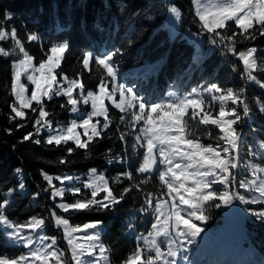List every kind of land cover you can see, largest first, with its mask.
I'll use <instances>...</instances> for the list:
<instances>
[{
    "label": "snow or ice",
    "instance_id": "6c2138e0",
    "mask_svg": "<svg viewBox=\"0 0 264 264\" xmlns=\"http://www.w3.org/2000/svg\"><path fill=\"white\" fill-rule=\"evenodd\" d=\"M191 5L193 23L197 24L199 31L189 35L207 34L208 42L221 48L222 55L226 51L242 64L240 74L246 81L264 89V81L255 74L264 72V63L258 60L259 49L254 44H246L264 38V0H191ZM167 12L175 32L176 25L182 20V11L174 3H169ZM12 19L11 13L5 11L3 20ZM96 27L99 29L100 25ZM26 39L34 42L39 36L29 32ZM8 40L12 41V47L0 46V57H16L11 61L10 95L14 99L9 105L13 113L9 119L25 120L26 109L37 114L32 123L34 132L24 135L23 141L47 130L50 133L45 141L47 144L60 146L71 142L75 145V148H67L69 155L75 149L88 150L112 124L107 105L121 113L119 120L125 131H120L119 139L125 144L127 137L133 140L130 145L132 155L141 158L136 172L144 177L139 182L123 188L116 195L109 179L96 168H90L83 181L79 176H52L42 171L48 185L44 191L50 190L51 199L59 197L63 200L69 192L74 197L81 196L72 203L56 205L65 213L70 210L114 209L133 190L140 193L143 203L136 211L141 215L151 214L153 221L146 234H136L139 243L119 264H178V256L188 261L185 254L188 250L184 245L194 244L205 231L200 225L211 218L210 208L264 203V142L258 147L249 145L247 153L243 154L245 133L240 125L251 113L243 86L223 88L209 83L192 87L187 92L171 90L164 99L151 102L133 87L118 81L117 56L123 52L118 48L101 54L88 50L82 52L81 64L85 70L91 71L93 60L102 70L95 90H86L80 73L73 78L62 70L58 71L70 48L69 43L51 44L44 58L35 62L36 58L26 49L17 29L0 26V42ZM193 62L198 64L200 57H194ZM231 70L237 71V66L233 64ZM22 77L27 83L22 82ZM54 97L66 98V103L60 107L69 108L74 114L75 118L66 127L54 128L49 118L51 114L46 109V101ZM80 105H90V111L82 112ZM238 108H242L243 115ZM256 108L264 115V99L257 97ZM16 127L19 129L24 125L18 123ZM213 129H218V133ZM6 131L11 133V129ZM34 142L39 144L40 140ZM245 155L249 159L246 160ZM257 156L261 157L260 163L253 162ZM129 159L125 151L123 156L113 157L108 163L114 160L126 163ZM59 163L67 161L61 158ZM16 172L20 173L21 169L17 168ZM153 175L159 181L157 190H146L143 186ZM122 178L135 179L133 173L126 170L118 173L113 182L120 183ZM54 180L61 186L57 187ZM72 181H80L82 188L65 186ZM18 187L25 188L23 180L18 182ZM84 189L90 191V196L83 194ZM14 191L8 187L0 194V226H3V234L8 240L28 251L11 257L0 254V264H111L110 249L101 239L102 221L72 225L67 218L51 211L54 226L63 232L69 260L65 251L57 246L55 236L33 235L43 232L44 218L31 216L23 223L9 218L7 209L14 201L8 197ZM245 211L264 224V210L247 208ZM127 228L135 234L131 220Z\"/></svg>",
    "mask_w": 264,
    "mask_h": 264
},
{
    "label": "trees",
    "instance_id": "16d2710c",
    "mask_svg": "<svg viewBox=\"0 0 264 264\" xmlns=\"http://www.w3.org/2000/svg\"><path fill=\"white\" fill-rule=\"evenodd\" d=\"M166 3H174L181 9V28L187 27L194 33L199 31L197 24L193 23L191 0H0V26L17 29L26 49L36 58L35 62L44 58V53L51 44L61 41L69 43L70 48L65 54L62 68L58 71L62 70L73 78L76 73H80L86 90H95L102 70L94 60L90 64L91 71L85 70L81 64L82 52L88 50L101 54L118 48L123 50L122 55L117 56L118 79L131 87L135 86L134 90L142 96H147L151 102L164 98L169 90L187 92L192 87L206 86L209 83H216L223 88L243 86L251 109L250 116L245 117L240 125L245 133L243 154H246L251 142H264V115L256 108L257 97L264 99V89L246 81L240 74L243 71L242 64L226 51L222 55L221 48L208 42L207 34L201 36L204 55L201 54L198 64L194 63L193 44L185 40L180 32L170 38L162 26ZM5 11L11 13V21L3 20ZM96 25H100V28ZM29 32L37 33L39 39L27 42ZM246 44H254L259 49L258 60L264 63V38ZM0 46L9 49L12 47V41L0 42ZM15 58L0 57V194L17 184L14 175L17 167L24 171L26 190L23 194L14 191L11 196L14 202L7 209V215L12 221L20 223L31 216L44 218V231L57 238V246L65 251L67 258V247L60 229L54 226L51 209L67 218L71 224L102 221V242L110 249L111 264H119L139 243L136 234L147 232L153 221L151 214L141 215L136 211L143 203L140 193L133 190L114 209L70 210L65 213L54 207L49 191H44L48 185L42 177V171L49 174H66L96 168L109 179L116 195H119L123 188L139 182L144 177L136 172L141 158L132 155L130 145L133 140L127 137L125 144L119 139L120 131H125L119 120L121 113L110 104L107 105L112 124L102 133V138L95 139L88 150L75 149L69 155L67 148H75V145L71 142L60 146L49 145L45 142L44 130L39 136L23 141L24 135L34 132L32 123L37 114L26 109L25 120L9 119L10 115H13L9 105L14 99L10 95L11 61ZM233 64L237 66L235 72L231 70ZM255 74L264 81V72ZM22 82L27 83L23 77ZM62 103H66V98L54 97L51 101H46V109L51 114L49 118L53 121V127L66 124L71 117L69 108L60 107ZM238 111L243 115L242 108H238ZM18 123L24 127L18 129ZM6 129H11V133ZM213 131L218 133V129ZM35 140H40V143H35ZM108 149L112 151L108 152ZM125 151L130 156L126 163H117L115 160L111 164L108 163L113 157L123 156ZM61 158L67 163L60 164ZM126 170L133 173L134 181L122 178L120 183L113 182L118 173ZM156 175L143 186L146 190H157L159 181ZM83 178L85 179V176ZM34 193L38 195L34 196ZM83 194L90 196V191L84 189ZM80 198V195L74 197L73 194L66 193L63 199L74 201ZM209 215L211 218L200 226L205 229L204 232L215 234L221 221V211L210 208ZM130 220L134 224L135 234L127 228ZM242 224V241L250 247L247 253L244 250L221 259L211 258L212 254H205V249L201 247L199 240H196L194 264H264V224L258 223L253 217L244 218ZM19 250L18 246L6 243L0 228V254L11 257Z\"/></svg>",
    "mask_w": 264,
    "mask_h": 264
},
{
    "label": "rangeland",
    "instance_id": "374dc122",
    "mask_svg": "<svg viewBox=\"0 0 264 264\" xmlns=\"http://www.w3.org/2000/svg\"><path fill=\"white\" fill-rule=\"evenodd\" d=\"M168 5H169V3H166L165 17L162 21V26L166 29L169 37L172 38L180 32L181 36H183L185 38V40H187L188 42H191L193 44V55H192L193 58L196 57L197 55L200 57L202 53L204 55V52L201 49V43L203 41V38L201 36L189 35V33H194V32L190 31L187 27L181 28V26H180L181 22L178 25H176L177 30L175 32H173V28H172V26H170V22H169V20H170L169 14L167 12V6ZM62 42L63 41L55 42V43H62ZM208 48H210V46H208ZM25 80H26V78H25ZM118 81L121 83H124V82L120 81L119 79H118ZM126 86L131 87L130 85H127V84H126ZM133 87H135V86H133ZM169 91H171V90H169ZM169 91H167V93ZM164 98H161V99H164ZM80 108H81L82 112L90 111V105H88V107H86L85 105H82V106H80ZM70 115H71V117L69 118L68 122L71 119L75 118L74 114H72L71 112H70ZM67 123L63 124V125H57L54 128L59 127V126H65L66 127ZM44 131H46V135H45V140H46L47 136L50 133L47 130H44ZM79 131L82 132L83 130L79 129ZM82 138L86 139V137H82ZM259 143H261V142L258 140H255V141L251 142L249 145H251L252 147H258ZM245 159L247 160V159H249V157L246 156ZM260 161H261L260 156L253 158L254 163H260ZM17 168L21 169L20 173L16 172ZM17 168H15L14 175H15V178L17 179V181L19 182V181L23 180V177L25 176V174H24V171L22 170L21 167H17ZM88 170L86 172H70V173H66V174H50V175H52V176H57V175L79 176L81 178V181H83L84 180L83 176H85V179L87 178L86 174H87ZM47 174H49V173H47ZM18 182H17V184L12 186V188H14L20 194H23L26 190V187L23 190L19 189ZM45 182L47 183V181H45ZM54 184L57 187L61 186L59 181L54 180ZM65 186L82 187V183L80 181H72V182L67 183ZM241 191H243V190H241ZM69 194H72V193L69 192ZM49 196H50V190H49ZM8 198L11 199V196ZM56 198H57V200L52 199L55 208H57L56 207L57 204L62 203V202H67V203L74 202V201H68L65 199L61 200V198H59V197H56ZM247 208H252L255 210H264V203H262V204H251V205H241V204L237 203V204L230 206L228 208H224V207L218 208L221 211V221L218 224L217 232L215 234H211L208 232H202L201 235L197 238V240H199V242L202 245L201 247H203L205 249V254L211 253L212 254L211 258L217 257V258L221 259L224 256H230V255L238 254L239 251L245 250L246 253L249 251L250 247L247 246L246 244H244L242 241V234H243V227H244L242 224L243 219L247 218V217H252V216L248 215V213L245 211V209H247ZM58 210H60V209H58ZM51 211H54V210L51 209ZM60 211H62V210H60ZM87 222H89V221H87ZM72 225H78V224H72ZM0 228H1L2 233H3V226H0ZM60 231H61V235L63 238V232L61 229H60ZM146 233L147 232L142 233V234H146ZM38 234L51 236V235L47 234L44 231V229H43L42 233H34L33 235L35 236ZM3 236H4L7 244H12V245L18 246L20 248V250L18 251V253L16 255H19L21 253H26L28 251L27 249L23 248L20 245L13 244L10 240H8L6 238V236L4 234H3ZM63 240H64V238H63ZM64 242L66 244V247L68 248L65 240H64ZM184 247L187 248V250H188L185 254L189 257V260L185 261L181 257L178 256L177 257L178 264H189V261H191L192 264H194L195 260L193 258V255L195 253L194 250H196L195 245L194 244L184 245ZM68 254H69V259H70V253L68 252Z\"/></svg>",
    "mask_w": 264,
    "mask_h": 264
}]
</instances>
